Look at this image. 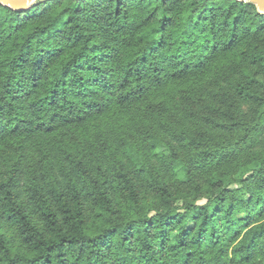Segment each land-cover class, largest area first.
<instances>
[{
	"label": "trees",
	"instance_id": "trees-1",
	"mask_svg": "<svg viewBox=\"0 0 264 264\" xmlns=\"http://www.w3.org/2000/svg\"><path fill=\"white\" fill-rule=\"evenodd\" d=\"M0 221V264H264V12L0 3Z\"/></svg>",
	"mask_w": 264,
	"mask_h": 264
},
{
	"label": "water",
	"instance_id": "water-1",
	"mask_svg": "<svg viewBox=\"0 0 264 264\" xmlns=\"http://www.w3.org/2000/svg\"><path fill=\"white\" fill-rule=\"evenodd\" d=\"M35 1L38 0H0V3L7 5L15 10H24L29 8ZM254 3L259 12H264V0H240Z\"/></svg>",
	"mask_w": 264,
	"mask_h": 264
},
{
	"label": "rangeland",
	"instance_id": "rangeland-1",
	"mask_svg": "<svg viewBox=\"0 0 264 264\" xmlns=\"http://www.w3.org/2000/svg\"><path fill=\"white\" fill-rule=\"evenodd\" d=\"M0 228L6 233L10 234L15 237V239H18V237L15 234L14 227L7 224L6 222L0 221ZM17 241V240H15Z\"/></svg>",
	"mask_w": 264,
	"mask_h": 264
}]
</instances>
